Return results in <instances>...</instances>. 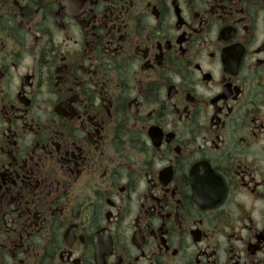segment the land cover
<instances>
[{"label":"flooded vegetation","instance_id":"1","mask_svg":"<svg viewBox=\"0 0 264 264\" xmlns=\"http://www.w3.org/2000/svg\"><path fill=\"white\" fill-rule=\"evenodd\" d=\"M0 264H264V0H0Z\"/></svg>","mask_w":264,"mask_h":264}]
</instances>
